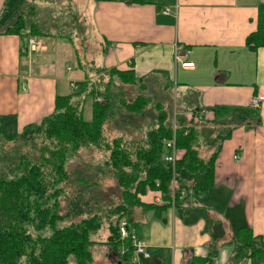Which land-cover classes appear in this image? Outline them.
I'll use <instances>...</instances> for the list:
<instances>
[{
	"label": "crops",
	"instance_id": "crops-1",
	"mask_svg": "<svg viewBox=\"0 0 264 264\" xmlns=\"http://www.w3.org/2000/svg\"><path fill=\"white\" fill-rule=\"evenodd\" d=\"M4 2L0 0V13ZM262 4L264 0H87L83 16L97 46L96 65L134 68L145 80L175 81L184 102L176 111L177 120L185 117L179 126L231 129L221 142L207 135L208 143L199 148L205 160L216 154L209 191L188 192L179 207L159 212L139 207L130 215L131 229L151 252L150 258L135 256L131 264H190L195 256L210 257L207 264H253L251 257L237 253L234 237L242 226L264 243V101L259 109L249 106L252 97L264 96V47L253 50L246 44L247 35L257 29ZM166 6L173 11L165 13ZM36 37L43 49L34 51L28 38L0 34L1 139L40 123L54 111L57 95L70 94L72 82L86 79L81 57L73 65L54 64L62 45L52 52V37ZM177 46L190 48L194 68L176 60ZM93 101L85 99L84 116L86 105L93 112ZM239 107L251 111L243 122L235 114ZM141 198L167 204L157 189ZM100 236L101 231L95 253L105 244ZM109 261L120 264L118 255Z\"/></svg>",
	"mask_w": 264,
	"mask_h": 264
},
{
	"label": "trees",
	"instance_id": "trees-1",
	"mask_svg": "<svg viewBox=\"0 0 264 264\" xmlns=\"http://www.w3.org/2000/svg\"><path fill=\"white\" fill-rule=\"evenodd\" d=\"M27 2L5 0L0 13V34L14 33L26 40L30 36H54L74 42L72 32L46 30L35 6L26 14ZM246 44L253 50L264 47V4L259 6L257 29L247 35ZM80 65L86 79L79 83L77 90L57 95L54 111L40 123H29L18 135L6 136L10 141L21 139L34 144L39 139L40 144L37 153L7 156L8 169L0 173V264H73L74 260L77 264H93L95 248L100 242L97 236L104 225L109 234L103 242L110 250L117 251L120 264H131L135 257L132 238L135 232L131 229L130 215L136 208H153L159 212L173 204L179 207L181 190L203 195L214 184L216 154L205 160L199 148L208 143L207 135L214 136V142L229 137L230 128L178 126L179 158L174 171L173 165L165 161L164 144V139L173 137L174 125L167 122L168 112L162 102L156 103L159 109L156 126L148 129L144 138L130 137L124 128L115 132L112 128L124 111L141 113L152 102V98L143 94L124 97L126 86L145 88V78L139 77L134 68L107 69L93 60L91 64ZM117 84L119 88L113 91ZM89 96L94 98L93 112L92 119L86 120L83 105ZM98 96L103 100H97ZM235 114L243 122L251 111L239 107ZM2 135L0 131V139ZM85 148L106 154L105 159L94 165L92 173H87L88 167L84 166L70 171L69 159L78 157ZM107 171L117 183L115 200L104 199L101 188H97L96 175L102 176ZM195 174L200 177L188 185L196 179ZM174 180L178 182L175 192ZM156 189L161 190L167 204L158 206L142 200L147 191ZM64 198L68 201L66 207L62 204ZM77 217L81 219L76 221ZM65 219L69 224L59 228L58 222ZM122 219L129 221L127 238H122L119 231ZM48 227L52 229L51 234L40 233ZM234 239L237 253L251 257L253 264L264 263V243L253 235L249 226H242ZM211 260L195 256L190 264H207Z\"/></svg>",
	"mask_w": 264,
	"mask_h": 264
},
{
	"label": "rangeland",
	"instance_id": "rangeland-1",
	"mask_svg": "<svg viewBox=\"0 0 264 264\" xmlns=\"http://www.w3.org/2000/svg\"><path fill=\"white\" fill-rule=\"evenodd\" d=\"M31 6L36 7L38 19L41 21L42 25L51 32H60L63 29L64 32H72L71 35L74 37V42L71 44L69 40L63 37H52L48 42L54 43V48H52V52L61 44L62 47L57 51V57L53 58L52 62L54 64H62L65 67L67 65H73L77 62L76 56L81 57L82 61L87 64H91L92 58H95L97 54V46L94 42L93 38L89 37V31L91 28L88 25V21L83 16V11H87L89 5H87V0H28L25 4V12L26 14H30L32 10ZM35 10V8H34ZM75 14V15H73ZM75 25V28H73ZM35 37V36H34ZM53 39L57 40V44ZM64 47V48H63ZM63 48V50H62ZM76 49V55L73 50ZM74 83V82H72ZM78 82H75V84ZM145 88H140L139 86H126V91L124 97H135L139 94H143L152 98V102L145 107V109L141 113H129L123 112L118 117L116 122L112 125V128L115 130H119L120 128H124L125 133L130 135L133 138H144L146 136V131L156 126L155 116H157L159 109L156 107L157 102H162L165 110L168 112V120L167 122L174 125L175 121L181 123L182 120L185 119L183 115H178L179 120L176 117V111L183 108L184 102L181 100V92L177 89V84L175 81H170L168 83H164L158 79H151L145 81ZM120 85H116L113 88V91L118 89ZM103 99L102 96H100ZM184 100V99H183ZM93 101V97L90 96V102ZM194 107L193 104H190L188 107ZM178 107V108H177ZM178 111V112H179ZM204 109L200 112L203 113ZM195 113V112H194ZM85 119H92V106L91 109L86 105L85 109ZM128 132V133H127ZM3 140L0 142V173L7 168V156H13L18 153H37V146L40 144L39 139H36L38 143L34 144L33 142H26L21 139H15L13 141L7 140V138L0 139ZM207 153V150H203ZM106 154H101L98 150H94V148H85L81 150V154L78 157H71L67 164V167L70 171H74L77 168H85L87 173H92L95 164L101 162L105 159ZM91 166V168H89ZM6 168V169H5ZM199 174L196 176L198 177ZM74 178L76 176H73ZM96 180L98 181L97 188L100 189V193L104 199H117L116 196V180L112 176L110 172L104 173L102 176L96 175ZM69 190H72L70 184H68ZM86 196H89L87 193ZM67 198V197H66ZM64 198L62 200V204L64 207L67 205V200ZM107 204V203H106ZM100 206L103 205V202L99 203ZM81 217H77L75 220H80ZM69 224V220H60L57 224L59 228L64 227ZM105 228L101 230L100 239L102 241H106L108 236L107 226L104 225ZM36 232L35 229H33ZM44 235H49L52 233V229L50 227L44 229L40 232ZM107 252V255L105 254ZM115 255H118L115 249H109L106 244L100 245L95 253L96 262L95 264H110L109 261ZM73 264H77L76 260L73 261Z\"/></svg>",
	"mask_w": 264,
	"mask_h": 264
},
{
	"label": "built area",
	"instance_id": "built-area-1",
	"mask_svg": "<svg viewBox=\"0 0 264 264\" xmlns=\"http://www.w3.org/2000/svg\"><path fill=\"white\" fill-rule=\"evenodd\" d=\"M178 4H176L174 7H177ZM173 11L172 6H166L164 8L165 13H170ZM28 44L30 48L34 51L43 49V41L36 36H30L28 38ZM191 53L190 48H184L182 46H177L175 50V57L176 60L181 63V65L184 68L191 69L195 67V62L189 58V55ZM79 88V83H72L71 84V90L75 91ZM97 100L102 101L100 96L97 97ZM264 101V96L262 95H255L254 97L251 98V101L249 103V106L254 109H259L262 107ZM206 110L203 111L205 113ZM178 123L175 122L174 124V135L172 138L169 139H164V144L166 146L167 152L165 153V161L169 162L173 165V169L175 171V165L178 160V146L176 142V129L178 128ZM238 158V155L236 156ZM178 185V182L176 180L173 181V192H175V189ZM187 191L185 189L181 190V193L179 195L180 200H182ZM174 199H175V194H174ZM174 205V204H173ZM129 221L127 219H122L119 223V231L121 234L122 238H127L130 236V231H129ZM133 238V243L135 247V256L136 257H145V258H150L151 257V252L148 250V246L146 243L141 240L136 234L132 235Z\"/></svg>",
	"mask_w": 264,
	"mask_h": 264
}]
</instances>
